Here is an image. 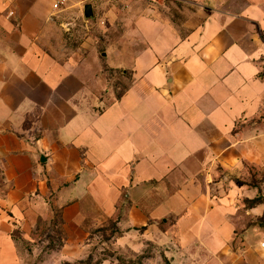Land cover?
<instances>
[{
  "label": "crops",
  "instance_id": "crops-1",
  "mask_svg": "<svg viewBox=\"0 0 264 264\" xmlns=\"http://www.w3.org/2000/svg\"><path fill=\"white\" fill-rule=\"evenodd\" d=\"M182 1L173 20L133 9L98 55L66 51L76 0H0V256L12 222L56 213L116 215L117 240L166 239L173 221L180 248H229L237 191L213 175L264 171V0Z\"/></svg>",
  "mask_w": 264,
  "mask_h": 264
},
{
  "label": "rangeland",
  "instance_id": "rangeland-1",
  "mask_svg": "<svg viewBox=\"0 0 264 264\" xmlns=\"http://www.w3.org/2000/svg\"><path fill=\"white\" fill-rule=\"evenodd\" d=\"M184 5L191 7L182 0H113L104 7L97 6L93 18L78 17L72 30L66 31V51L77 50L87 41L100 55L111 45L112 38L124 35L126 18L133 14V9L142 8L139 13L143 15L150 13L173 20L179 16L177 9ZM116 78L113 74L111 84L114 86L119 83ZM124 87L120 81L118 92ZM220 178L225 179L220 190L232 188L237 191V208L232 216L235 237L228 249L216 255L217 259L180 248L173 221L168 230L160 227L168 232L166 239L159 238V232L155 231L147 237L128 232L117 240L123 231L117 225L116 215L101 224L74 226L56 213L49 220H37L28 234L22 231L18 222H12L10 243L7 242V251L0 256V264H264V248L260 246L264 242V203L248 208L249 204L244 201L264 198V171L255 164L244 162L228 175L217 168L213 181ZM211 192L216 191L212 189Z\"/></svg>",
  "mask_w": 264,
  "mask_h": 264
},
{
  "label": "built area",
  "instance_id": "built-area-1",
  "mask_svg": "<svg viewBox=\"0 0 264 264\" xmlns=\"http://www.w3.org/2000/svg\"><path fill=\"white\" fill-rule=\"evenodd\" d=\"M69 0H54L52 4V9L55 11H60L67 3ZM113 0H76V4L79 7H83L85 5H90L91 7L103 4V3H109ZM262 248H264V242L260 244Z\"/></svg>",
  "mask_w": 264,
  "mask_h": 264
},
{
  "label": "trees",
  "instance_id": "trees-1",
  "mask_svg": "<svg viewBox=\"0 0 264 264\" xmlns=\"http://www.w3.org/2000/svg\"><path fill=\"white\" fill-rule=\"evenodd\" d=\"M244 201H245V203H248L249 204L248 208H254L257 205L264 203V198H262V200L259 197H255V198H252V199H248L247 198Z\"/></svg>",
  "mask_w": 264,
  "mask_h": 264
},
{
  "label": "water",
  "instance_id": "water-1",
  "mask_svg": "<svg viewBox=\"0 0 264 264\" xmlns=\"http://www.w3.org/2000/svg\"><path fill=\"white\" fill-rule=\"evenodd\" d=\"M83 17L85 19H91L93 17V11L90 5H85L83 8ZM105 56V53H103Z\"/></svg>",
  "mask_w": 264,
  "mask_h": 264
}]
</instances>
